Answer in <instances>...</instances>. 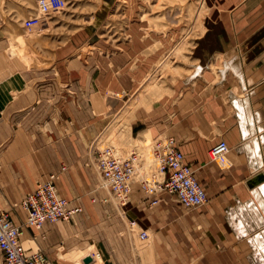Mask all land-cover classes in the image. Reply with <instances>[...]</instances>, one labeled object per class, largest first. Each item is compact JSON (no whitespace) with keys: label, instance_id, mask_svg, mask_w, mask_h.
Returning <instances> with one entry per match:
<instances>
[{"label":"crops","instance_id":"1","mask_svg":"<svg viewBox=\"0 0 264 264\" xmlns=\"http://www.w3.org/2000/svg\"><path fill=\"white\" fill-rule=\"evenodd\" d=\"M235 9L239 20L244 11L245 25L264 26V0H237ZM35 12L36 6L29 16ZM13 17H0V209L8 211L16 224L25 221L22 200L50 175H57L60 197L84 208L70 221L46 222L41 229L26 227L24 247L46 253L56 264H94L93 258L85 260L95 245L101 260L112 264H258L255 251L264 250V241L259 235L257 240L250 237L259 231L251 220L264 217V183H249L264 174L259 169L264 161V30L205 35L204 41L221 48L216 53L225 60L222 75L233 79L220 86L221 97L214 99L213 71L205 67L203 78L187 79L173 90L169 111L163 108L161 115L158 110L156 130L177 140V148L207 189V204L186 209L167 194L146 195L136 182L124 209L126 218L112 204V219L98 223L85 197L95 185L97 197L109 195L101 179L98 184L97 171L88 167L92 142L111 122L100 129V114H95L100 86L92 88L86 110L80 91L83 76L69 86L62 66L38 70L24 62L21 52L28 60L35 55L36 44L23 33L25 19L18 22ZM55 73L61 75L59 80ZM239 88L254 90V95L238 97L231 92ZM70 89L75 90L71 102ZM70 122L76 124L71 132ZM220 140L231 149L232 165L225 169L210 158ZM154 199L159 201L152 204ZM127 220H135L147 238L129 232Z\"/></svg>","mask_w":264,"mask_h":264},{"label":"rangeland","instance_id":"2","mask_svg":"<svg viewBox=\"0 0 264 264\" xmlns=\"http://www.w3.org/2000/svg\"><path fill=\"white\" fill-rule=\"evenodd\" d=\"M66 1L65 8L46 17L42 25L32 30H23L28 35L26 39L35 42L36 48L35 55L32 54L31 58L27 56L28 60L24 59L22 51V60L35 65L38 70L62 66L65 73L63 76L68 78L69 86L76 81L77 76H83L80 91L84 92L86 110L90 108L89 94L92 88L99 85L100 107L99 111L97 107L95 114H100V129L103 130L111 122L98 138L97 141L101 140V143L97 144V148L113 144L125 156L131 150L144 152L145 143L167 137L156 130V117L158 110L161 115L163 108L170 110L168 104L172 101L173 90H178L183 81H192V78L198 76L203 78L205 67L212 68V95L214 99H218L221 97L220 86H227V81L233 79L226 73L222 75V71L226 70L222 64L225 60L216 53L221 48L213 41H204L205 35L251 33L254 28L245 25L242 9L240 20L238 19V12L234 10L237 0ZM36 5L37 0H0V17L12 18L15 13L16 17L13 19L20 22L30 17ZM254 29L262 32L264 26ZM23 39L21 37L19 40L21 48L26 43ZM208 56L212 57L210 62L204 63L203 58ZM77 70H83L84 74L77 75ZM60 76L59 73L53 75L58 80ZM198 78L194 81H198ZM107 91L110 94L107 95ZM253 91L246 88L231 90L238 97L254 95ZM73 92L75 90H69L70 102L75 97ZM75 125L70 122V132L76 129ZM90 155L89 153V157ZM259 164V169L264 172V161ZM88 167L95 171L93 166ZM156 168L153 165L150 174ZM99 179L100 177L98 184ZM94 188L85 197L96 212L93 219L98 223L111 220L112 204L121 215V206L116 199L110 194L100 199L97 197L98 193L93 192ZM203 188L207 192L206 187ZM262 189L264 190V186ZM167 195L177 202L175 197ZM261 198L264 203V196L261 195ZM13 207L17 208L19 204H14ZM80 207L79 213L84 211ZM23 222L18 224L23 232L22 237L26 231ZM126 222L128 225V220ZM251 222L259 231L250 237L257 240L259 235L264 241V217L256 218L254 222L252 219ZM96 252L101 251L95 245L87 256H92L94 264H97ZM255 253L254 260L258 264H264V250L260 249Z\"/></svg>","mask_w":264,"mask_h":264},{"label":"built area","instance_id":"3","mask_svg":"<svg viewBox=\"0 0 264 264\" xmlns=\"http://www.w3.org/2000/svg\"><path fill=\"white\" fill-rule=\"evenodd\" d=\"M66 4V0H37L36 12L23 21L24 28L32 30L42 25L47 16L62 11ZM176 144L174 137H159L152 146L154 154L160 159L158 169L162 179L154 175L148 178L140 176L137 165L141 163V157L136 150L124 158L116 154L112 147L95 148L94 160H90L89 164L98 172L102 186L108 189L109 194L122 207L130 200L136 182L150 197L169 194L186 208L203 206L208 202L206 191ZM229 152L228 143L220 140L211 148L210 158L225 169L228 168L226 163ZM56 179L57 175H50L24 197L21 202L27 212L24 226L41 229L46 222L70 221L81 211L80 206L58 195ZM158 201L154 199L152 204ZM128 225L131 230L138 227L135 220H130ZM22 234L21 226L11 219L9 212L0 209V264H56L46 253L25 248ZM139 236L146 239L148 234L141 231ZM101 264L112 263L103 261Z\"/></svg>","mask_w":264,"mask_h":264},{"label":"bare ground","instance_id":"4","mask_svg":"<svg viewBox=\"0 0 264 264\" xmlns=\"http://www.w3.org/2000/svg\"><path fill=\"white\" fill-rule=\"evenodd\" d=\"M51 15H49V16H47V17H50ZM98 140V138H96L94 141H93V143H92V145H91V148H90V160H94V151H95V148H97V144H100L101 143V140H99V141H97ZM154 142L155 141H153V143H145L144 144V147H146L145 148V150H144V152H140V151H138V154H139V157H141V163L139 164V165H137L138 166V169H139V174H140V176L141 177H146V178H148V177H150L151 175H154V176H156V177H158L159 179H162L163 178V176L159 173V164H160V159L158 158V157H156V155L154 154V152H153V149H152V146H153V144H154ZM107 146H109V147H112L114 150H115V152H116V154H118L119 156H121V157H124V158H127V157H129L130 156V154L134 151V150H131L130 152H129V154H127L126 156H125V153H122L115 145H113V144H106V145H104L101 149H103L104 147H107ZM231 150V149H230ZM90 160H89V162H90ZM153 165H156L157 166V168H156V171L154 172V173H152V174H150V169L152 170V167H153ZM226 165H228V167H230L231 165H232V162H231V160H229L228 159V162L226 163ZM96 170V169H95ZM98 173V172H97ZM100 177V176H99ZM101 179V178H100ZM262 183H264V181L263 182H261V184ZM101 185H102V180H101ZM131 198V197H130ZM126 206V205H125ZM125 206H123V207H125ZM122 207V206H121ZM121 207H119V209H120V211H121V216L125 219L126 217H125V210H123V207L121 208ZM184 207V206H183ZM201 207V206H200ZM186 208V207H185ZM186 209H189V208H186ZM129 224V223H128ZM128 226V230H129V232H132V233H138V235L140 234V232L141 231H139V228L137 227L136 229H134V230H131L130 229V227H129V225H127ZM138 226V225H137ZM148 234V233H147ZM140 237V236H139ZM95 258H96V260H97V264H101L104 260H101V258H100V253L99 252H96V254H95Z\"/></svg>","mask_w":264,"mask_h":264},{"label":"water","instance_id":"5","mask_svg":"<svg viewBox=\"0 0 264 264\" xmlns=\"http://www.w3.org/2000/svg\"><path fill=\"white\" fill-rule=\"evenodd\" d=\"M264 181V174H258V175H256L251 181H250V183L249 184H253L252 186H254V185H257V184H260L261 182H263ZM92 261V258L91 257H88V258H86V260H85V262L86 263H89V262H91Z\"/></svg>","mask_w":264,"mask_h":264}]
</instances>
